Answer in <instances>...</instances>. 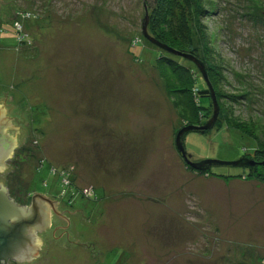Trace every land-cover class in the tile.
<instances>
[{"label":"rangeland","instance_id":"374dc122","mask_svg":"<svg viewBox=\"0 0 264 264\" xmlns=\"http://www.w3.org/2000/svg\"><path fill=\"white\" fill-rule=\"evenodd\" d=\"M153 2L0 0V102L19 136L5 186L20 205L27 193L46 194L66 222L31 264H264V189L209 174L250 167L192 170L175 148L194 120L182 95L204 107L193 126L213 105L161 58L208 90L192 62L143 37L146 19L153 36ZM194 3L197 17L172 0L170 21L189 29L177 50L196 49L209 65L199 59L218 114L210 129L186 132L183 147L194 163L255 161L264 148V0Z\"/></svg>","mask_w":264,"mask_h":264},{"label":"water","instance_id":"95a60500","mask_svg":"<svg viewBox=\"0 0 264 264\" xmlns=\"http://www.w3.org/2000/svg\"><path fill=\"white\" fill-rule=\"evenodd\" d=\"M146 24H147V19L145 20L144 25L142 26L143 37L147 41H149L150 43L158 47L161 51H164L173 56H177V57H180V58H183V59H186L192 62L193 65L196 67V69L199 71L202 79L205 81L208 87L210 99L212 101V105H213L212 117L206 124L202 126L187 125L181 128L175 135V139H174L175 148L180 153L185 164L188 167H190L192 170H196V171H205L211 165L233 166V167L234 166L253 167L256 164L255 161L249 160L246 158L245 159L242 158L240 160L233 161V162H222V161H217V160H203L199 163H194L189 160V157L187 156V153L182 144L183 135L189 131L202 132L212 127L214 121L217 118V114H218L215 96L207 82L206 71H205L203 63L189 52L178 51V50H175L159 42L156 38L148 34ZM5 117L11 119L10 117L6 115L4 102H0V126H2V128H0V132H2L3 134V139L0 138V145L2 143L7 145V148H6L7 155L8 154L11 155V149L16 146V143L14 144V141H11L10 139L12 138L10 137L15 136L13 132L15 134H18V132H17V127H14V128L10 127V120ZM8 128L9 130H7ZM5 133H8L6 136H9V138L4 135ZM8 141H10L12 144L9 143ZM0 169H1L0 172L1 173L3 172L2 176H0V181H2V183L5 185V175H9L13 169L10 166H7L3 163L0 164ZM33 197H34V205L33 204H32L33 206L30 205L32 206V209L31 207H16L12 201L7 200L4 187L0 186V251L2 253H5V251L9 249L10 247H12L14 243H18L20 240V238L18 240V237H20V235H23L24 237H26V235L33 236L32 228L34 227L33 220L35 218V215L38 214L39 212L44 213L45 215L46 214L48 215V208H52V203L49 206L46 202V201H49L48 199L42 198L38 194H33ZM38 206H42L44 208L42 210H38ZM18 221H22V222L16 223ZM23 236H21V238H24ZM9 258L10 257H1L0 255V264H2V262H5Z\"/></svg>","mask_w":264,"mask_h":264},{"label":"trees","instance_id":"16d2710c","mask_svg":"<svg viewBox=\"0 0 264 264\" xmlns=\"http://www.w3.org/2000/svg\"><path fill=\"white\" fill-rule=\"evenodd\" d=\"M178 1V0H177ZM186 5L187 8H189L187 11H190L191 9L195 12V14L193 15V17H197L198 15V11L202 10V8L199 7V5H197V3H194L195 0H183ZM170 2H172V0H154L153 2V9L151 11L150 14V20L148 22V28L151 31V33L153 34L152 37L156 38L159 42L177 50L180 49L181 47L178 46V39L177 36H181V33L184 31H188L189 29H183L181 27L176 28L174 25L171 24V16H172V8L170 6ZM194 3V4H193ZM3 4H5V2L3 1ZM15 22L16 21H20V18L17 17L15 18ZM15 22L13 23H8L7 25L10 26V28H12V26H14ZM18 23V22H16ZM6 24V23H4ZM2 25L3 22L0 20V31H2ZM15 28V27H14ZM176 29V30H175ZM186 38V48L190 49V39L189 37H184ZM18 40L19 37H18ZM17 40V42H18ZM137 43L133 44L132 41V47L136 46ZM138 45V44H137ZM190 46V47H189ZM178 51H185V50H178ZM197 50H193L191 49V53L192 55H194L195 57L197 56V54L195 53ZM163 56V55H160ZM158 58H161V57ZM172 56H168L166 55L165 57H163V59L161 58V60H165L166 63L171 66V72L174 75V77L176 78V80H178L180 83H182L184 86L187 87H191L193 85L197 86L198 89V94H199V99L200 98H208V90L204 89L203 86H198L199 84H202L200 82V79L198 78V76L191 77V73L190 70H186V67H183V65H176V61L174 60V58H170ZM205 65L206 69H208V71L210 70L209 65H207V62L204 58H199ZM179 66V68L176 70V67ZM185 68V69H184ZM180 78V79H178ZM183 88V86L181 87ZM184 89V88H183ZM183 93H185L183 91ZM182 99H181V103L183 105V108H185L190 114L191 116L194 118L193 119H187L188 122L191 125H195L198 124L199 120H196L195 118H198L199 114H202V110H204V107L200 105H197L194 103V100L192 99L191 95H182ZM198 99V102H199ZM253 158L255 160V165L253 167H250L247 169L246 174L244 175H237V176H221V175H214L209 173L210 175H212V177H216V178H221L223 180H230V179H244L246 181L248 180H255L257 181L262 188L264 189V148H259V150H255L253 152ZM58 184L61 186V189L63 188V186L58 182ZM6 187V186H5ZM29 187H27L28 190ZM29 193H27V197H28Z\"/></svg>","mask_w":264,"mask_h":264},{"label":"flooded vegetation","instance_id":"af4514ba","mask_svg":"<svg viewBox=\"0 0 264 264\" xmlns=\"http://www.w3.org/2000/svg\"><path fill=\"white\" fill-rule=\"evenodd\" d=\"M5 118H7V117H5ZM7 119H9V118H7ZM10 127L14 128L11 123H10ZM0 128H2V126H0ZM7 130H9V128ZM7 134L8 133H5L4 135L6 136ZM13 134L15 135L14 132H13ZM6 137L9 138V136H6ZM0 138L3 139L2 132H0ZM10 138H12L10 140L14 141V144H15V143H17L19 136L16 134V136L10 137ZM8 142L11 143L10 141H8ZM6 148H7V145H5L4 143H2L0 145V164H2V163L6 164L8 161L11 160L9 158L10 155L9 154L7 155ZM2 173L0 172V176H2ZM0 186L5 187V185L2 183V181H0ZM6 197H7L8 201H12L13 203H15L19 206L29 207L32 204L34 205V197L31 196V194L28 195L29 203L25 204V205L24 204L23 205L18 204L17 201L11 197L7 188H6ZM46 202L50 206L51 202L50 201H46ZM32 206H30L31 209H32ZM43 208L44 207H42V206H38V210H42ZM58 211H59V213H61L59 210V207H58ZM46 215L44 213H41V212H39L38 214L35 215V218L33 220L34 227L32 228L33 229L32 232L35 233V235H34L35 238L32 235L31 236L33 238L31 236H27V235H26V237H24L23 235H20V237H18V240L20 238L18 243H14L12 245V247H10L9 249H7L5 251V253H2L0 251L1 257H10L9 259H7L2 264H9V263H12V264H31L34 262V260L37 257H43L44 247L46 246L45 240L48 239L49 242L50 241L52 242V240L57 239L58 233L60 231H64L65 223H66L63 219L62 214H60V215L55 214L54 212H52V210H50L49 215H47V216ZM21 222L22 221H18L16 223H21ZM21 236H23L24 238H21Z\"/></svg>","mask_w":264,"mask_h":264},{"label":"crops","instance_id":"0c3cea01","mask_svg":"<svg viewBox=\"0 0 264 264\" xmlns=\"http://www.w3.org/2000/svg\"><path fill=\"white\" fill-rule=\"evenodd\" d=\"M4 189H5V192H6V188L4 187ZM39 194V196L40 197H42V198H46V199H48L49 201H51V203H52V208H48V214H49V211L50 210H52V212H54L55 214H61V213H59V211H58V207L56 206L57 204L55 203V201H53V199H50V197L49 196H47L46 194H44V193H42V192H38ZM33 194H37V192L36 191H33L32 193H31V196H33ZM14 205L16 206V207H27V206H19V205H17V204H15L14 203ZM30 207V206H29ZM32 231H33V229H32ZM35 235V233H33V236ZM35 237V236H34ZM38 239V238H37ZM3 263V262H2Z\"/></svg>","mask_w":264,"mask_h":264},{"label":"built area","instance_id":"2783aa9c","mask_svg":"<svg viewBox=\"0 0 264 264\" xmlns=\"http://www.w3.org/2000/svg\"><path fill=\"white\" fill-rule=\"evenodd\" d=\"M18 26V24H14V27H15V29H16V27ZM53 173V172H52ZM61 183H62V185H64L63 186V188L66 186V178H65V176L64 175H62L61 176ZM43 186H45V182H44V184H43Z\"/></svg>","mask_w":264,"mask_h":264}]
</instances>
